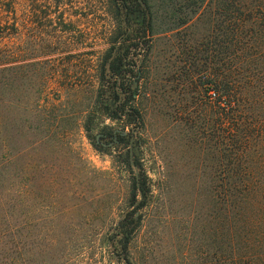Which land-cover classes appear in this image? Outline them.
Segmentation results:
<instances>
[{
    "label": "rangeland",
    "instance_id": "1",
    "mask_svg": "<svg viewBox=\"0 0 264 264\" xmlns=\"http://www.w3.org/2000/svg\"><path fill=\"white\" fill-rule=\"evenodd\" d=\"M149 1L151 50L126 53L111 0H0V186L11 187L18 225L30 219L34 247L46 235L49 264H217L211 80L222 67V10L219 0ZM111 52L143 69L125 81L140 88L142 124L105 114L119 107L113 85L99 94ZM134 177L148 196L129 219L127 263L115 234L134 209Z\"/></svg>",
    "mask_w": 264,
    "mask_h": 264
},
{
    "label": "trees",
    "instance_id": "2",
    "mask_svg": "<svg viewBox=\"0 0 264 264\" xmlns=\"http://www.w3.org/2000/svg\"><path fill=\"white\" fill-rule=\"evenodd\" d=\"M111 2L126 28L120 36L123 44L128 43L126 53L141 46L150 52L154 34L150 1ZM219 7L223 20L217 27L224 31L223 58L221 69L211 80L217 88L212 94L216 100L214 113L218 117L215 123L220 131L214 137L219 156L216 158L215 177L218 180L213 185V198L216 209L222 211L217 214L221 219L215 217V242L222 245V250L217 248V264H264V0H219ZM2 22L0 14V29L4 28ZM139 24V28L133 27ZM125 60L126 56L120 54L113 58L112 52L105 56L99 75L102 85L99 94L103 96V88L113 85L109 99L114 106L119 103V107L110 113L107 105L105 114L113 120L124 116L129 124H142L143 115L134 105L140 88L126 86L125 81L129 74L142 79L143 69L141 67L135 73L127 69ZM122 92L125 99L121 97ZM85 128L91 132L88 125ZM135 165L140 167L139 161H135ZM128 166L132 170L133 163L129 159ZM132 189L131 206L134 209L120 223L115 234V245L123 252L127 263L134 234L129 219L146 206V179L134 177ZM10 192L11 187L4 193L0 186V264H35L37 261H40L37 264H49L45 259V241H42L46 235L39 234L42 240L35 246L36 253L30 219L26 216L18 225L17 213H12ZM111 242L113 247V235Z\"/></svg>",
    "mask_w": 264,
    "mask_h": 264
},
{
    "label": "water",
    "instance_id": "3",
    "mask_svg": "<svg viewBox=\"0 0 264 264\" xmlns=\"http://www.w3.org/2000/svg\"><path fill=\"white\" fill-rule=\"evenodd\" d=\"M138 78H139V77H138ZM137 84H138V82L136 81V82H135V86H136Z\"/></svg>",
    "mask_w": 264,
    "mask_h": 264
}]
</instances>
